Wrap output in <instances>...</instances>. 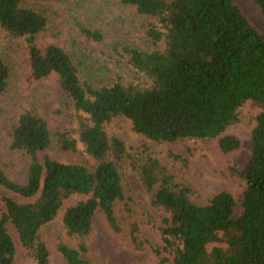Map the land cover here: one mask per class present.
<instances>
[{
	"label": "trees",
	"instance_id": "1",
	"mask_svg": "<svg viewBox=\"0 0 264 264\" xmlns=\"http://www.w3.org/2000/svg\"><path fill=\"white\" fill-rule=\"evenodd\" d=\"M116 1L135 10L152 48L113 44L110 51L129 79L115 74L94 86L80 79L69 53L40 41L50 22L44 8L0 0V93L10 76L3 52L21 50L27 81L53 79L65 104L79 112L78 140L68 130L52 136L31 109L11 127L10 147L24 152L29 165L23 183L0 169V264H50L41 229L57 215L75 244L56 236L54 250L64 264H92L86 239L95 212L113 231L121 230L115 205L123 198L125 159L149 203L168 214L157 228L159 243L149 244L157 264H264V34L235 0ZM250 1L264 23V0ZM76 24L86 38L103 40L98 28ZM246 102L256 110L248 154L228 168L244 182L239 197L220 190L194 201L191 183L162 164L151 146L142 142L130 153L123 140L105 131L113 118H127L134 132L155 144L214 141L219 153L230 155L240 140L228 129L239 122ZM77 141L92 166L55 156L75 152ZM170 156L186 166L185 158ZM137 231L131 223L130 240L141 248Z\"/></svg>",
	"mask_w": 264,
	"mask_h": 264
},
{
	"label": "rangeland",
	"instance_id": "2",
	"mask_svg": "<svg viewBox=\"0 0 264 264\" xmlns=\"http://www.w3.org/2000/svg\"><path fill=\"white\" fill-rule=\"evenodd\" d=\"M24 1L44 8L49 15V25L39 36L40 41L56 44L69 53L78 64L80 79L94 86L109 80L115 74L129 79L128 69L110 51L113 44L127 43L141 49L152 48L146 43L143 32L138 27L139 18L135 10L122 6L116 0ZM235 2L249 21L264 34V23L251 1ZM76 23L98 28L103 34V40L86 38ZM3 53L10 66V76L7 90L0 93V169L7 177L23 183L26 180L29 158L24 152L10 147L11 127L19 114L31 109L45 120L52 136L57 131L68 130L78 140L79 112L65 104L62 92L53 79L27 81L26 62L21 50H6ZM255 113V108L246 102L241 108L239 122L229 127L228 132L235 134L240 140L239 149L230 155L219 153L214 141L184 139L174 143L155 144L134 132L127 118H113L106 123L105 131L108 136L123 140L130 153L142 142L151 146L162 164L191 183L195 189L191 198L203 202L220 190H229L234 196H240L244 182L234 177L228 168L233 162H242L248 154L247 144ZM170 153L185 158L186 166L174 161ZM55 156L62 161H78L88 166L94 164L79 141L75 152L56 153ZM120 170L123 198L115 205V216L121 230L113 231L102 212L97 210L92 219L91 232L86 239L87 256L92 264H157V258L149 244L159 243L157 228L168 214L149 203L137 172L131 168L127 159L120 163ZM133 222L138 227V241L143 243L141 248L135 247L130 240L129 227ZM41 230L50 251V264H64L61 256L54 250L55 237L59 236L69 245H74L75 240L66 233L60 216L57 215ZM13 237L17 244L15 235Z\"/></svg>",
	"mask_w": 264,
	"mask_h": 264
}]
</instances>
